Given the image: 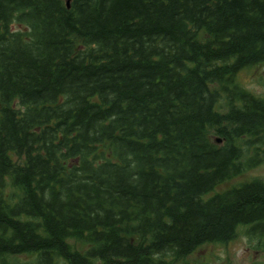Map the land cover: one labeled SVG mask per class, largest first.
Here are the masks:
<instances>
[{"label":"trees","instance_id":"obj_1","mask_svg":"<svg viewBox=\"0 0 264 264\" xmlns=\"http://www.w3.org/2000/svg\"><path fill=\"white\" fill-rule=\"evenodd\" d=\"M262 63L264 0H0V264L264 244Z\"/></svg>","mask_w":264,"mask_h":264},{"label":"rangeland","instance_id":"obj_2","mask_svg":"<svg viewBox=\"0 0 264 264\" xmlns=\"http://www.w3.org/2000/svg\"><path fill=\"white\" fill-rule=\"evenodd\" d=\"M238 78L245 88L256 94L264 93V63L243 69ZM254 177L264 180V162L233 177L218 190ZM259 261L264 262L263 242L259 236L249 235L247 229L242 228L231 241L202 245L187 258V264H250Z\"/></svg>","mask_w":264,"mask_h":264},{"label":"water","instance_id":"obj_3","mask_svg":"<svg viewBox=\"0 0 264 264\" xmlns=\"http://www.w3.org/2000/svg\"><path fill=\"white\" fill-rule=\"evenodd\" d=\"M67 7H69V0H66ZM217 142H220V139H217Z\"/></svg>","mask_w":264,"mask_h":264}]
</instances>
